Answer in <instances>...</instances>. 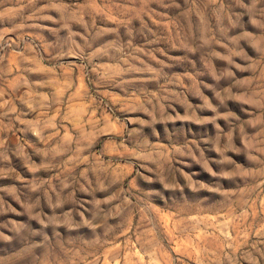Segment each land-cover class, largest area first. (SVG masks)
Segmentation results:
<instances>
[{"label":"rangeland","instance_id":"374dc122","mask_svg":"<svg viewBox=\"0 0 264 264\" xmlns=\"http://www.w3.org/2000/svg\"><path fill=\"white\" fill-rule=\"evenodd\" d=\"M0 264H264V0H0Z\"/></svg>","mask_w":264,"mask_h":264}]
</instances>
